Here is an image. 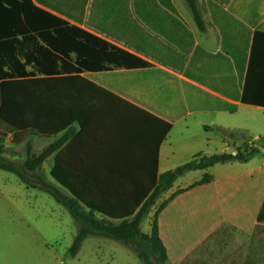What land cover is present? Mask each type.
I'll return each instance as SVG.
<instances>
[{"label": "crops", "instance_id": "obj_1", "mask_svg": "<svg viewBox=\"0 0 264 264\" xmlns=\"http://www.w3.org/2000/svg\"><path fill=\"white\" fill-rule=\"evenodd\" d=\"M171 1L184 22L179 29L175 25V18L170 21L162 18H148L146 22L140 18L110 21V24L120 27L118 31L110 32L117 33L121 40L88 29L91 34L88 35L86 44L87 71L82 74L105 92L100 89L93 92L88 103L94 106V112L87 114L82 124L75 122V131L70 138L42 162L41 170L47 180L56 183L50 176V171L54 157L60 152L58 170L66 182L89 183L77 178L89 179L95 175L104 179V185L109 189V200L138 199L137 196L153 175L154 167L158 181L161 172L193 157L192 155L186 160L183 159L186 155L182 156L191 145L175 146L172 142L166 144V141L174 126L187 115L197 111L217 110L201 107L212 103L208 94L235 105V111L241 105L262 107L239 99L242 86L236 62L238 59L227 48L222 47L221 30L209 10V1L214 4L218 0H196L202 28L197 24L185 0L183 2L191 13L192 21L178 10L175 0ZM255 2L256 0H247L253 7ZM239 4L237 2L236 6L240 7ZM251 15L254 16V13ZM149 23L154 26H149ZM157 24L164 27L159 28ZM234 25L230 22L231 35L225 43L232 48L233 44H237L233 40V32L236 30ZM254 28L264 31V17ZM149 33L152 41L145 48L142 40ZM25 51L27 52V47ZM180 66L186 73L179 69ZM147 104L154 106V109L145 107ZM189 106L193 109H188L176 118L160 141L158 120L163 118L169 121V115L173 116L181 108ZM161 113L165 115L161 116ZM62 133L48 138L30 135L17 144L12 143L8 135L5 144L9 150L5 156L17 161L23 160L25 155L16 152V148L11 149L9 143L24 147V143L29 140L32 150L39 152ZM186 135L184 130L183 137ZM33 137L41 139L38 148L32 142ZM170 140L172 141L171 138ZM249 143L238 149L228 151L224 147V150L214 152L231 153L232 157L217 162L221 168L216 172L208 171V167L198 175L191 176L198 170L196 169L179 176L151 205L143 217L141 229L150 233L153 226H156L167 253L163 264H250L249 249L254 242L252 237L254 235L255 239H264V221H253L251 228L245 229L222 214L224 210L228 215L242 217L239 213V184L227 179L263 166L264 154L259 165L245 167L232 164L236 157L241 160L253 154V151L241 153L245 147L252 145ZM205 173H209L211 179L199 183ZM29 189L15 174L0 169V209L20 211L21 220L27 223V231H23L27 233V240L0 242V264H66L58 254L55 243L48 241L58 236L64 223L70 229L65 209L52 202L41 191ZM242 221L248 223V218ZM218 230H222V240L206 241L209 235ZM229 230L236 236L229 239L226 234ZM186 232L194 234L187 238L195 239L190 246L182 242L184 238L181 235ZM73 235L74 233L72 237ZM85 240L78 253L71 256L78 260L73 264H87L81 263L80 259ZM69 246H66L67 253ZM124 246L127 252L131 251L135 255L130 260L135 264H142L133 250L125 244ZM201 249H206L205 254L197 263L193 253ZM209 249H216L214 257L210 255ZM110 258L113 259V255Z\"/></svg>", "mask_w": 264, "mask_h": 264}, {"label": "trees", "instance_id": "obj_2", "mask_svg": "<svg viewBox=\"0 0 264 264\" xmlns=\"http://www.w3.org/2000/svg\"><path fill=\"white\" fill-rule=\"evenodd\" d=\"M185 2L202 28L196 0ZM237 2L240 7L236 6ZM209 6L211 16L221 30L222 47L238 59L242 86L239 99L264 107V31L254 28L264 17V0H256L254 7L247 0H218L214 4L209 1ZM131 18L145 22L148 18H162L164 21L175 18L177 29L184 23L171 0H0V169L14 173L27 188L50 194L69 211L77 224L68 247L71 256L78 253L86 237L100 236L122 242L133 250L142 264H163L167 253L158 230L153 226L150 233H145L141 229L143 217L159 194L171 187L176 178L188 171L205 169L227 160L232 157L231 153H196L188 161L161 172L158 181L154 167L153 175L138 199L109 200L104 179L95 175L89 179L77 178L89 183L66 182L58 170L60 152L54 157L50 171L56 183L47 180L41 171L42 162L75 131L74 123L82 124L84 117L94 112L88 98L100 88L82 74L87 71L86 44L91 34L88 29L121 40L117 33L110 32H116L120 27L109 22ZM230 22L236 28L233 40L237 44H233V48L225 44L231 35ZM148 25L154 26L152 23ZM157 27L164 26L157 24ZM184 29L187 31L185 26ZM151 41L149 33L142 40L143 47L150 46ZM181 67L179 69L186 73ZM208 96L212 103L201 107L235 111V105L214 95ZM145 107L154 109L149 104ZM188 109L193 108H181L173 116L168 114L169 121L158 120L160 141L172 122ZM61 132L58 139L39 152H34L27 140L24 143L26 154L21 161L5 156L9 150L5 144L8 135L10 141L17 144L30 135L48 138ZM210 179V174L205 173L199 183ZM233 180L240 187L239 213L242 217L228 215L224 210L222 214L249 229L253 221H264V161L258 169L227 179ZM246 218L248 223L242 221ZM190 235L194 234L186 232L181 235L186 246L195 242V239H187Z\"/></svg>", "mask_w": 264, "mask_h": 264}, {"label": "rangeland", "instance_id": "obj_3", "mask_svg": "<svg viewBox=\"0 0 264 264\" xmlns=\"http://www.w3.org/2000/svg\"><path fill=\"white\" fill-rule=\"evenodd\" d=\"M175 4L178 10L182 14H186L187 16L185 17L192 21L191 13L183 0H175ZM184 130L187 134L185 137H183ZM40 140L41 139L33 137L32 142L35 148H38L41 145ZM168 142H172L175 146H182L184 144L191 145V148L187 150L186 153H182V156L186 155V158H183L186 160L192 157L195 153L211 154L224 150V147H227V150L229 151L231 149H238L239 146H246L247 143L250 142L252 145L245 147L244 151L241 153L253 151V154L249 158L241 160H238L236 157V159L232 161V164L234 166L239 164L245 167L259 165L264 154V108L253 105H241L233 112L215 110L191 113L174 126L166 144ZM9 146L11 149L16 148V152L20 154H26L23 145H10L9 143ZM17 161H21V159H17ZM220 166L221 165L217 163L216 165L214 164L209 167L207 170L216 172L221 168ZM239 169L242 168H238V170ZM6 172L14 175L10 171ZM201 172L202 169H198L194 171L191 176L198 175ZM34 189L35 188H30L29 190L34 191ZM37 191L40 192L41 190L37 189ZM41 193L48 196V198L58 206H63L56 202L50 194L43 191H41ZM32 206L34 207L35 205ZM63 208L69 219L68 225L70 226V229H68L64 223L65 226L58 236L54 239H48V241H53L55 243L58 254L64 258L63 261H65L66 264H73V262L77 263L76 261L78 260L72 259L69 252H66V246L70 245L72 234L75 233L77 224L69 211L64 206ZM24 230L27 231V223L23 221V219L21 220L20 211L7 208L0 209L1 243L27 240V233L23 232ZM226 234L229 239L236 236L232 230H229ZM252 238L254 239V242L249 249L250 264H264V239H255L254 235ZM85 239L86 243L84 244L82 257H80L81 263L135 264V262L130 260L132 256L135 258V255H133L131 251L127 252L122 242L100 236H88ZM217 239L222 240V230L213 232L209 235L206 241L214 242L217 241ZM205 250L201 249L194 251L193 254L198 260L197 263L200 261L201 256H204ZM209 250L211 252L210 255H213L214 257L216 249ZM111 255H113V259L110 258Z\"/></svg>", "mask_w": 264, "mask_h": 264}]
</instances>
